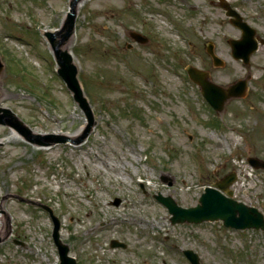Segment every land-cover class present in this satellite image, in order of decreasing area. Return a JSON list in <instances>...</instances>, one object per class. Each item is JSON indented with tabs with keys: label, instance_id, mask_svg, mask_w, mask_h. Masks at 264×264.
Returning <instances> with one entry per match:
<instances>
[{
	"label": "rangeland",
	"instance_id": "374dc122",
	"mask_svg": "<svg viewBox=\"0 0 264 264\" xmlns=\"http://www.w3.org/2000/svg\"><path fill=\"white\" fill-rule=\"evenodd\" d=\"M69 1L0 0V109L10 108L35 134L74 133L87 122L44 34L62 25ZM229 1L264 38V0ZM78 5L69 48L95 124L82 143L49 148L10 139L14 127L0 124V216L7 225L0 264H59L45 206L78 264H191L186 248L201 264H264V230L220 220L172 223L155 197L195 205L205 186L234 171V197L264 213V170L247 161L264 158V44L249 64L235 58L227 40L241 29L220 0ZM209 40L224 64H214ZM191 64L223 87L246 79L245 96L214 110L190 79ZM113 239L126 247L112 246Z\"/></svg>",
	"mask_w": 264,
	"mask_h": 264
},
{
	"label": "water",
	"instance_id": "95a60500",
	"mask_svg": "<svg viewBox=\"0 0 264 264\" xmlns=\"http://www.w3.org/2000/svg\"><path fill=\"white\" fill-rule=\"evenodd\" d=\"M81 0H70L69 10L66 13V18L60 29L54 31H45V35L52 47L54 56L57 62V71L59 75L66 81L69 89L74 93V98L83 109L87 116L88 122L82 131V134L72 137L66 134H35L32 130L20 120L14 112L9 108H1L5 112L7 118L0 116V124H9L15 127L27 140L39 145H51L58 142L71 141L73 143H81L88 136L92 130L95 120L91 105L88 98L83 92V88L78 79V66L74 60V56L70 51L68 44L70 38L74 34L75 19L77 14V5ZM229 15L236 16L232 18L234 24L240 26L243 30L241 39H231L230 42L233 47V55L241 57L245 62H249L250 54L257 48V42L254 39V29L246 22L242 21L241 17L235 10L230 9L227 4ZM132 35L141 42H145L147 38L140 33L133 32ZM208 51L212 54L215 64H221L222 60L216 56L213 50V44L208 45ZM3 64L0 60V70ZM191 78L198 82L202 87L203 95L210 102V104L217 110H222L225 101L230 96L242 95L246 89V81L239 80L232 84L227 89L209 81L206 77V72L197 69L193 66L187 67ZM45 138L44 140L41 139ZM250 163L255 167L264 168V160L255 157L249 158ZM234 173L227 177L207 186L204 192L198 199V203L194 206L184 207L177 203L172 196H164L160 192L156 195L157 199L164 203L171 213L172 223L193 222L199 223L203 221L223 220L225 226H230L239 229L257 228L264 230V214L255 206L246 204L233 198V190L230 189L231 183L235 180ZM116 204L119 200H115ZM52 213V211H51ZM54 232L53 237L58 247L60 263L59 264H77L75 258L69 255V246L62 242L59 234V220L53 215ZM113 246H125V244L113 240ZM184 253L190 259L192 264H200L199 256L191 249H185Z\"/></svg>",
	"mask_w": 264,
	"mask_h": 264
},
{
	"label": "bare ground",
	"instance_id": "6f19581e",
	"mask_svg": "<svg viewBox=\"0 0 264 264\" xmlns=\"http://www.w3.org/2000/svg\"><path fill=\"white\" fill-rule=\"evenodd\" d=\"M85 2V0H81V2H79V5L78 6H81V4L82 3H84ZM71 43V40H70V42H69V44ZM83 128V127H82ZM82 128H79L78 130H76L74 133H67V134H69V135H71V136H73V137H75V136H77L78 134H80L81 133V130H83ZM12 136H10V139H12V138H14L15 136H19V137H22V135L15 129V128H12ZM49 146L50 145H48V146H42V147H46V148H49ZM103 163V162H102ZM0 219L2 220V225H1V227H0V235H2L3 234V232L5 231V229H6V218L3 216V215H1L0 216ZM4 219H5V222H4Z\"/></svg>",
	"mask_w": 264,
	"mask_h": 264
},
{
	"label": "flooded vegetation",
	"instance_id": "af4514ba",
	"mask_svg": "<svg viewBox=\"0 0 264 264\" xmlns=\"http://www.w3.org/2000/svg\"><path fill=\"white\" fill-rule=\"evenodd\" d=\"M231 4H232V6L234 7V8H236L239 12H240V10L238 9V7H237V5H235V4H233L232 2H231ZM241 13V12H240ZM243 17H244V20H247V18H246V15H244L243 14ZM255 26V25H254ZM256 28H257V26H255ZM257 36L259 35V34H256ZM260 37V36H259ZM260 38H262L263 40H264V38L261 36ZM263 44H264V42H263ZM259 50V49H258ZM257 50V51H258ZM256 51V52H257ZM255 53V52H254ZM264 67V66H263ZM264 74V73H263ZM260 84V88L262 89V91L264 92V76H263V79H262V81H261V83H259ZM260 93L259 92H257V98H261L260 96Z\"/></svg>",
	"mask_w": 264,
	"mask_h": 264
}]
</instances>
